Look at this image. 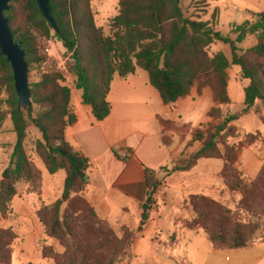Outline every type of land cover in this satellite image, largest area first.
Listing matches in <instances>:
<instances>
[{
  "label": "trees",
  "instance_id": "trees-1",
  "mask_svg": "<svg viewBox=\"0 0 264 264\" xmlns=\"http://www.w3.org/2000/svg\"><path fill=\"white\" fill-rule=\"evenodd\" d=\"M51 7L57 32L43 19L36 0H15L5 17L15 42L27 52L30 75L46 63L47 42L55 39L64 47L71 55L70 72L75 88L98 122L111 115L108 97L116 76L126 80L138 70L147 72L166 106L190 97L195 89L201 95L206 87L212 89L215 102L225 106L231 104L230 72L234 67L240 69L243 80L248 82L243 111L223 118L220 108L212 109L209 117L215 122L200 130L195 138V142L202 143V149L172 170H164L167 175L186 173L200 161H222L224 184L231 192H243L237 211L232 212L208 196L193 195L194 218L188 226L197 231L214 214L211 231L204 228V232L215 250L253 247L252 236L264 219V165L255 182L246 189L242 177L233 171L236 153L228 140L237 135L231 125L250 115L258 103L264 104V13L249 12L248 20L235 26L230 34H223L209 22L187 18L180 0H121L119 14L111 22V35L106 37L97 27L90 0H51ZM248 39L254 45L243 51L239 46ZM216 43L230 46L231 60L223 53L210 56L209 49ZM30 86L32 106L25 111L19 107L13 69L0 54V131L9 119L16 135L9 166L0 182V217L7 220L14 215L13 202L19 194V184H29L31 194L39 190L41 174L26 149L28 129L34 126L42 134L35 151L48 173L52 176L66 173L62 197L37 212L48 239L66 247L62 264H104V256L98 251L108 252L107 264L121 263L126 238H120L84 198L90 164L85 154L67 140V131L78 120L73 92L66 85L64 74L52 69L41 75L38 82H30ZM145 181L150 196L143 210L149 216L163 181L156 171L148 168ZM84 214L105 225V233L80 240L76 228ZM242 214L248 223L243 222ZM126 237L131 249L134 236L128 233ZM17 239L13 228L0 229V264H13L11 247ZM86 248H94L96 252L87 253ZM39 251L44 260L54 255L46 242L40 244Z\"/></svg>",
  "mask_w": 264,
  "mask_h": 264
},
{
  "label": "crops",
  "instance_id": "crops-1",
  "mask_svg": "<svg viewBox=\"0 0 264 264\" xmlns=\"http://www.w3.org/2000/svg\"><path fill=\"white\" fill-rule=\"evenodd\" d=\"M255 1L254 9L245 10L247 16L249 12L264 13V0ZM227 2L216 3L219 22L220 6L228 7ZM232 71L237 80L232 79L229 84L230 98L232 103L237 100L245 107L244 90L248 82L243 80L241 72ZM80 94L74 100L78 121L67 131V140L89 160L90 180L84 198L120 238L124 232L134 236L129 257L119 264H180L170 254L174 257L182 247L187 250L199 234L187 223L194 216L191 197L207 193L210 183L217 185L224 164L219 160H203L190 172L170 175L164 169L172 170L174 165L202 149V143L195 142V138L198 130L210 121L209 113L215 106L212 90L208 88L202 95L194 91L190 97L166 106L147 72L138 70L126 80L116 76L108 97L112 112L104 122L96 121ZM259 106L264 111V104L260 102L256 107ZM146 168L164 172L166 176H160L163 184L142 226L143 206L149 197ZM2 174L0 161V182ZM220 186H224L223 181ZM62 193H57L58 198ZM49 194L44 186V196ZM41 239L38 236L37 240ZM257 248L254 245L236 251L212 247L214 253H232L226 256L228 264H264V247Z\"/></svg>",
  "mask_w": 264,
  "mask_h": 264
},
{
  "label": "rangeland",
  "instance_id": "rangeland-1",
  "mask_svg": "<svg viewBox=\"0 0 264 264\" xmlns=\"http://www.w3.org/2000/svg\"><path fill=\"white\" fill-rule=\"evenodd\" d=\"M90 1L97 27L103 30L106 37H109L111 35V22L119 14L121 0ZM180 1L181 7L187 18L198 22H209L217 31H220L223 34H230L235 26L241 25L246 21V19H249V15L247 16L245 12L248 7H250V10L256 7L255 0H229V2H227L229 3V8L227 6H220L222 16L221 22H219L220 10L217 8L216 4L218 0ZM253 45L254 41L252 39H248L243 45L239 47L243 51H246ZM45 47L46 49L44 54L47 55L48 59L44 65H42L32 75H30V82H38L41 75L49 72L52 69H56L57 71L64 74L66 85L71 88L75 100L77 94L80 93L77 92L75 88V79L70 72L71 55H69L64 47L55 39L47 42ZM219 53L225 54L230 60L232 59V51L230 46L224 45L222 43H216L210 47V56H214ZM232 70L241 72L238 67H234ZM232 70L230 72V82L232 79L233 81L237 80L235 73ZM208 88L209 87L204 88L201 92V95ZM194 91L200 95L198 93V89H195ZM214 103V108L221 109L223 118L236 115L243 111V108H245L237 100H235V103H232L231 100V104L225 106L218 105L215 100ZM213 122H215V120L210 118V121L206 125L202 126L198 132ZM231 127H234L237 130V135L234 138H230L228 140L229 145L234 148L236 153L233 171L236 175L242 177L245 188L247 189L250 188V186L255 182L264 165V111L262 110V107H255L250 115L244 117L236 123H233ZM40 140H42L41 132L34 126H30L28 129L26 149L33 166L41 174V180L37 187L39 190H37L36 194H31L29 192V184H19V194L13 202L14 215L7 220H3L0 217V229L13 228L18 236V239L11 247L13 253L15 252L13 256V264H27L28 262H30V264H62L63 256L66 253V247L62 243L48 239L46 235V229L39 222L37 217L38 211L60 199L58 198L57 193L63 192L66 179V173L64 171L55 176H52L48 173L43 161L38 157L35 151V145ZM15 144L16 135L13 132L12 123L8 119L0 131V161L3 171L9 166L11 154ZM255 155L259 159L256 158ZM158 174L159 178L161 175L166 176L164 172H160ZM220 181H223L222 176H220L219 183L217 185L211 183L209 184L207 193L196 195L208 196L221 203L232 212H236L238 204L243 198V192H231L225 184L223 187H221ZM44 186L46 190L49 189L50 192V194L47 196H44ZM130 209L132 210L133 208ZM193 218L194 216L187 221L188 225L193 220ZM242 220L244 223H248V221L245 219V214H242ZM207 221L208 224L202 223L201 228L197 230L199 234L195 235L196 241L189 245L187 250L185 247H182L180 253L176 254L174 257L172 254H170L172 259L178 261L180 264H182L183 261L187 264L229 263L226 259V256L232 255V253H214L211 244L206 239L204 228H207L211 231L210 228L214 221V214L210 215ZM77 226L76 233L80 240H89L91 236L103 235L106 230L105 225L98 224L87 214L82 216V220ZM127 234L128 232H124L122 237V239L126 238L124 239L125 248L121 253L124 259L130 255V239H127ZM38 236H42V239L37 240ZM230 237L231 234L229 233L228 238ZM44 242L48 243V245L51 246L52 250L54 251V255L50 260H44L43 257L41 258L42 254L39 251V246ZM252 242L253 244L257 245L258 250L259 248L263 250L264 219H261L258 230L252 236ZM86 250L87 253L90 251L96 252L94 248H86ZM185 251H187V254L184 253ZM98 253L104 256V264H107L109 260L108 252L98 251ZM179 257L185 260H181Z\"/></svg>",
  "mask_w": 264,
  "mask_h": 264
},
{
  "label": "water",
  "instance_id": "water-1",
  "mask_svg": "<svg viewBox=\"0 0 264 264\" xmlns=\"http://www.w3.org/2000/svg\"><path fill=\"white\" fill-rule=\"evenodd\" d=\"M15 0H0V54L11 65L14 73L15 88L19 97V107L27 111L32 106V89L30 86V67L27 61V52L20 43L15 42L5 13L10 10V4ZM43 19L58 31L56 20L53 16L51 0H36ZM150 196V193H148ZM148 216L142 218L145 225Z\"/></svg>",
  "mask_w": 264,
  "mask_h": 264
}]
</instances>
